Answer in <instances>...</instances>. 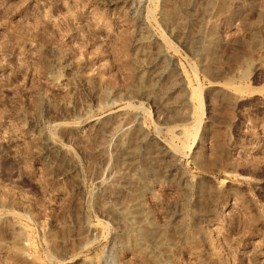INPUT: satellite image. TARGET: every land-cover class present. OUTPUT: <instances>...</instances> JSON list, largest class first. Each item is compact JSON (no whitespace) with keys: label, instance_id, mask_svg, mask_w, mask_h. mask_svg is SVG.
Returning <instances> with one entry per match:
<instances>
[{"label":"rangeland","instance_id":"obj_1","mask_svg":"<svg viewBox=\"0 0 264 264\" xmlns=\"http://www.w3.org/2000/svg\"><path fill=\"white\" fill-rule=\"evenodd\" d=\"M0 264H264V0H0Z\"/></svg>","mask_w":264,"mask_h":264}]
</instances>
